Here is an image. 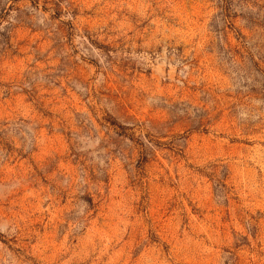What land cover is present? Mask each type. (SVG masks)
<instances>
[{
	"label": "rangeland",
	"instance_id": "rangeland-1",
	"mask_svg": "<svg viewBox=\"0 0 264 264\" xmlns=\"http://www.w3.org/2000/svg\"><path fill=\"white\" fill-rule=\"evenodd\" d=\"M0 264H264V0H0Z\"/></svg>",
	"mask_w": 264,
	"mask_h": 264
}]
</instances>
